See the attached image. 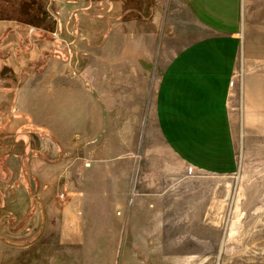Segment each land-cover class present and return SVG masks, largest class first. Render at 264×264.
<instances>
[{"label":"crops","instance_id":"1","mask_svg":"<svg viewBox=\"0 0 264 264\" xmlns=\"http://www.w3.org/2000/svg\"><path fill=\"white\" fill-rule=\"evenodd\" d=\"M133 40L85 76L76 128L47 123L77 150L62 187L83 220L120 224L135 256H197L214 180L237 173L240 146L264 154V0H166L155 49Z\"/></svg>","mask_w":264,"mask_h":264},{"label":"rangeland","instance_id":"2","mask_svg":"<svg viewBox=\"0 0 264 264\" xmlns=\"http://www.w3.org/2000/svg\"><path fill=\"white\" fill-rule=\"evenodd\" d=\"M165 1L0 0V264H264V154L240 146L237 173L214 180L213 232L189 242L197 256H135L120 224L83 220L76 187H62L77 150L55 133L87 107L78 88L131 40L155 49Z\"/></svg>","mask_w":264,"mask_h":264}]
</instances>
